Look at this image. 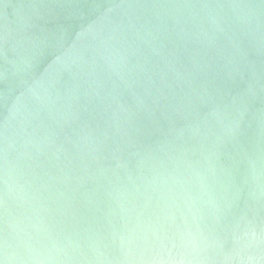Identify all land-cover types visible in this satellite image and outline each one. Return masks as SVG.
Wrapping results in <instances>:
<instances>
[{"label":"water","instance_id":"1","mask_svg":"<svg viewBox=\"0 0 264 264\" xmlns=\"http://www.w3.org/2000/svg\"><path fill=\"white\" fill-rule=\"evenodd\" d=\"M0 264H264V0H0Z\"/></svg>","mask_w":264,"mask_h":264}]
</instances>
